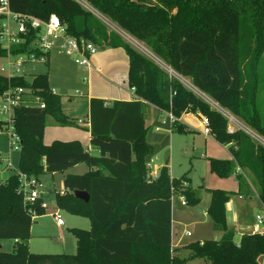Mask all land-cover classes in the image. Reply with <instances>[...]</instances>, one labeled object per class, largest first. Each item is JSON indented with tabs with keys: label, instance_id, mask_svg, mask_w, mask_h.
I'll return each mask as SVG.
<instances>
[{
	"label": "trees",
	"instance_id": "obj_1",
	"mask_svg": "<svg viewBox=\"0 0 264 264\" xmlns=\"http://www.w3.org/2000/svg\"><path fill=\"white\" fill-rule=\"evenodd\" d=\"M127 34L142 42L176 75L190 80L222 109L264 137L257 106V66L264 53V0H84ZM15 12L47 20L55 14L68 34L96 46L123 48L128 59L127 84L131 101L89 100L90 153L77 140L42 141L46 115L60 125L72 124L61 110V99L50 92L48 76L34 75L31 82L14 78L11 84L32 88L44 108L23 106L13 125L20 137L17 167L28 175L65 173L85 163L82 174L63 176V194L55 204L90 220V228H72L75 254H33L27 242L32 218L18 193L19 179L11 174L0 183V240L15 241L11 252L0 251V264H183L202 259L205 264H258L264 254V235L244 233L238 243L226 223L225 204L233 192L208 189L207 215L220 239L191 241L187 258L179 259L171 247L172 188L187 205L200 197L183 175L169 176L163 165L158 177L148 181L146 159L154 146L146 140L147 108L152 105L178 119L183 113L205 116L211 135L229 145L232 159L208 158L218 177L234 175L237 194L251 195L249 182L264 206V146L241 129L227 131L228 119L197 96L181 80L133 48L76 0H9ZM4 51L0 48V56ZM8 81L0 75V93ZM3 122L0 120V127ZM171 128L183 132L175 120ZM182 182L188 186L181 189ZM201 188V187H200ZM74 191L89 195L85 202ZM38 215L44 213L37 208Z\"/></svg>",
	"mask_w": 264,
	"mask_h": 264
},
{
	"label": "rangeland",
	"instance_id": "obj_2",
	"mask_svg": "<svg viewBox=\"0 0 264 264\" xmlns=\"http://www.w3.org/2000/svg\"><path fill=\"white\" fill-rule=\"evenodd\" d=\"M85 9L90 10L92 14L105 26L108 32L113 31L121 36V38L129 43L133 48L150 58L159 66L169 72L170 75L178 77L181 82L190 88L197 96L204 99L211 108L220 112L228 111L222 109L217 103L210 99L206 94L200 92L192 86L190 80L182 78L172 72L160 59H158L149 48L142 42L133 38L125 31L120 29L109 18L102 15L93 9L84 0H76ZM106 50L105 47L97 46L96 53L92 58L100 56ZM107 51V50H106ZM123 52L124 49L121 48ZM125 52V51H124ZM126 54V53H125ZM114 55V54H113ZM91 58V59H92ZM113 60L109 59L110 63ZM1 62V61H0ZM94 67L96 64L91 62ZM123 66V64H122ZM25 78L30 80L34 75L46 74L48 76L49 88L54 89L55 93L61 99V110L73 123L67 125H60L52 116L46 115L45 125L42 135V141L45 144H51L55 140H77L81 144L88 139L89 127H82L77 124V119H84L86 114V100L88 95L104 94L107 97L114 91L120 92L119 95L127 96L129 88L125 81L119 82L112 80L106 75V72L96 73L94 71L86 70L79 66L73 56L66 55L62 50L55 46L43 63H35L26 65L24 67ZM257 75L259 78L257 88V106L259 107L262 121L264 125V53L259 59L257 66ZM87 80V81H86ZM127 87V88H126ZM111 91V92H110ZM79 92L83 94H78ZM110 92V93H109ZM112 96L114 94H111ZM113 101V98H107ZM232 114L229 115V117ZM232 117V116H231ZM235 117V116H234ZM153 118V120H152ZM146 119L148 120V130L146 134L147 141H153L154 152L146 159V165L151 170H155L160 162L168 167L171 175L179 177L183 174L192 178L190 188L193 191H200V185H206L208 179L206 177L207 167L202 155L205 153L206 144L203 135L199 134L193 128H189V132H173L169 116L164 113L147 112ZM151 119V121H150ZM236 119V121H235ZM233 122L229 121L236 130L241 129L249 134L259 144L264 146V137L260 136L254 130L246 126L239 118L235 117ZM201 120V118H200ZM201 132H203V125L201 123ZM217 153L218 147H209ZM19 150H13L11 141L8 135L4 132L0 133V183L4 182L11 174L18 171ZM211 157V156H210ZM218 157V156H217ZM10 162L11 167H7ZM87 168L85 163L80 164L74 169L76 173H81ZM63 173H54L53 176L43 174L40 176L42 181V198L48 204V208L44 210L42 215L37 216L32 220L30 228V238L27 242L29 252L33 254H75L76 252V238L71 232L72 228H79L88 230L90 228V220L85 216L74 215L64 209H60L55 204V194L58 190H62ZM220 179V178H219ZM227 189H233L236 184V177L223 178ZM205 192V191H202ZM209 197L208 193L206 195ZM245 200V199H244ZM199 204V203H198ZM58 208V211L63 219L62 225H57L53 212ZM203 205H187L181 208L178 205L177 198L172 199V242L176 243L180 238L183 230L190 231V235L183 236V243H188L198 239H215L218 234L212 229L210 220L203 215ZM245 217L249 224L255 220V215L260 214L264 217V208L260 201L255 197L247 198L245 200ZM264 229V224L261 225ZM241 236L235 235V239H240ZM15 241L13 239H1L0 251L11 252L13 250ZM181 251V250H180ZM181 256L177 255L176 257ZM180 259V257H178ZM192 261V262H191ZM187 262V264H202V260L196 259ZM258 264H264V254L258 257Z\"/></svg>",
	"mask_w": 264,
	"mask_h": 264
},
{
	"label": "built area",
	"instance_id": "obj_3",
	"mask_svg": "<svg viewBox=\"0 0 264 264\" xmlns=\"http://www.w3.org/2000/svg\"><path fill=\"white\" fill-rule=\"evenodd\" d=\"M57 46L66 55L73 56L74 61L86 70H91V58L96 53L97 46L84 38L74 37L66 31V27L60 22L55 14H51L47 20L27 13L15 12L10 8L9 0H0V48L4 54L0 56V75L8 81L7 87L0 93V120L3 124L0 133L4 132L11 141L13 150H20V137L16 133L13 121L15 112L23 106H38L44 108L41 98L32 88L11 84L14 78H25L24 67L26 65L43 63L51 50ZM26 79V78H25ZM33 77L30 80L31 82ZM87 81V80H86ZM52 94H56L54 89H50ZM78 94H83L79 92ZM222 113V112H221ZM228 122L234 121L235 117L228 113H222ZM170 122L176 119L169 114ZM236 121V119H235ZM203 134L210 135L209 121L205 116H201ZM77 124L89 127V118L78 119ZM232 124L236 125L235 122ZM236 129L228 124L227 131L234 132ZM7 167H11L8 162ZM148 169L147 180L152 181L158 177V170ZM19 179L18 193L23 197V205L27 209L31 218L38 215L37 208L45 210L48 204L42 198V181L40 177L28 175L24 172L14 173ZM188 186L187 182H182L181 189ZM60 194L64 190H58ZM57 192V193H58ZM171 202L177 198L181 206H186L185 196L172 188ZM56 193V194H57ZM57 225L63 224V219L58 208L52 213ZM255 232L264 235V230H260L258 225L264 223V217L256 215ZM184 235L189 236L190 232L185 231Z\"/></svg>",
	"mask_w": 264,
	"mask_h": 264
},
{
	"label": "crops",
	"instance_id": "obj_4",
	"mask_svg": "<svg viewBox=\"0 0 264 264\" xmlns=\"http://www.w3.org/2000/svg\"><path fill=\"white\" fill-rule=\"evenodd\" d=\"M105 48L107 51L105 50L104 52L101 53L100 56H97V57H94L91 59V62L94 61L96 65L94 67L92 66L90 72L91 71H94L96 73L106 72V75L109 76L112 80L122 82V81H125V79H126V83H127V70H128L127 55L125 54L124 51L123 52L121 51V48H110V47H105ZM117 56H118V59H115V61L113 63H110L109 59L113 60ZM122 64H123V66H122ZM127 92H129L128 97L127 96L123 97L122 95H119L120 92H118V91H114L113 93H111L114 95L112 96L110 94L109 97H107L104 94L88 95L87 100H86V109L87 110H86L85 118H88V115H89V100H90V98L103 99L107 104L109 102H111L107 98H113L111 100H125V101H131V100L135 99V95L133 93V90L130 87L128 88ZM156 111L158 113H164V114L169 115L167 112L159 110L158 108H156L152 105H149L147 108L148 113L151 112L153 114V112H156ZM146 116H147V113H146ZM200 118H201V116L199 114L183 113V114H181V116L178 119H176L177 123H180L183 125V128H184L183 132H189V128H193L195 130L197 128V132L200 135L202 134L203 137L205 138L206 149H205V153H204V155H202L201 159H203L206 163V167H207L208 172H206L205 174H206V177L208 179V183H205L206 185H200L201 186L200 191L199 190L196 191L200 197L199 204H197V205L198 206L203 205V208H204L203 215H204V217H208V219L210 220V225H212V221L209 218V216L207 215V208H208V205L210 202V194L208 192V189H222L225 191L233 192L234 194L230 196L228 202L225 204L226 223H227L228 229L234 233V241L236 243H238L240 239H237V240L235 239L236 234L241 236L244 233H255L254 228H255V224H256V219L255 220L253 219L251 224L248 223V221L246 220V217H245L244 206H245V200L247 198L253 197L254 195L259 200L258 194H257L256 190L254 189V187L252 186V184L249 182V179L251 177H250V174H248V173H246L245 176L247 178V181H248L249 186L251 187V190L253 193L251 195L247 196V195H241V194L236 193L238 191L237 179H236V184L233 187V189L229 190V189H227L225 183L223 182V178L218 177L216 174H214L210 171L208 158L232 159V155H231V152L229 150V145H223V144L219 143L211 134L205 135V134H203V132L200 131V129H201ZM152 120H153V118H152ZM150 121H151V119H150ZM147 122H148V120L145 119L146 126H148ZM82 127H84V126H82ZM171 131H172V133L175 132L174 129H172ZM87 133H88V138H85V139H88V140L85 141L84 142L85 145L82 144V146L84 148H86L90 153L96 154L97 150L92 148L90 145V132L88 131ZM61 141H69V140H61ZM147 142L151 145L153 144V141L152 142L147 141ZM211 146L212 147H215V146L218 147L217 153H215L211 148H209ZM79 165L80 164L73 166L72 168L67 170L65 173H63V175L66 173L82 174V173L87 171V168H86L83 172L76 173L77 171H74V169L76 167H78ZM163 165H165V164L160 162L158 164V166L155 168V170H159V168L162 167ZM49 175L53 176L54 174H49ZM183 175L187 176V178L189 179V185L192 187V185H191L192 178H190L186 174H183ZM183 175H181V176H183ZM169 176L173 177V178H178V177L171 175L170 172H169ZM181 176H179V177H181ZM230 177L233 178L234 175H231ZM202 191H205V192H202ZM207 193H208L209 197L206 196ZM178 205L181 208L185 207V206H181L179 203H178ZM261 206L264 208V206L262 204H261ZM256 215H260V214H256ZM256 215H255V217H256ZM261 225L262 224L258 225L259 229L264 230V229H261L262 228ZM185 231H188V230H183L181 233V236L177 240V242L173 243L172 242V221H171V247L176 250L175 251L176 256L178 254L181 255V256H178V257H180V259L187 258L189 255V251L185 248V245L187 243H183V241H182L183 236H185L184 235ZM216 233H218V234L214 237L215 238L214 240L220 239V237L222 235V232H220V231H216ZM197 240L202 241V239H198V238H197ZM193 241H196V240H193ZM191 260H194V259H191ZM191 260L188 259L183 264H187V262H189ZM200 260H202V259H196V261H200ZM202 264H205V262L203 260H202Z\"/></svg>",
	"mask_w": 264,
	"mask_h": 264
},
{
	"label": "water",
	"instance_id": "obj_5",
	"mask_svg": "<svg viewBox=\"0 0 264 264\" xmlns=\"http://www.w3.org/2000/svg\"><path fill=\"white\" fill-rule=\"evenodd\" d=\"M74 196L78 199H81L85 202L88 201L89 195L85 191H74Z\"/></svg>",
	"mask_w": 264,
	"mask_h": 264
}]
</instances>
